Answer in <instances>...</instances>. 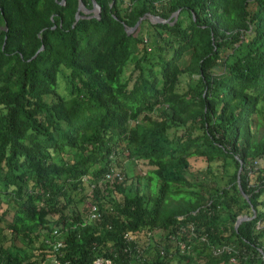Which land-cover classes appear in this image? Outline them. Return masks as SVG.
I'll return each mask as SVG.
<instances>
[{
	"label": "trees",
	"instance_id": "1",
	"mask_svg": "<svg viewBox=\"0 0 264 264\" xmlns=\"http://www.w3.org/2000/svg\"><path fill=\"white\" fill-rule=\"evenodd\" d=\"M60 1L0 0V264H264V0Z\"/></svg>",
	"mask_w": 264,
	"mask_h": 264
},
{
	"label": "water",
	"instance_id": "2",
	"mask_svg": "<svg viewBox=\"0 0 264 264\" xmlns=\"http://www.w3.org/2000/svg\"><path fill=\"white\" fill-rule=\"evenodd\" d=\"M60 2H64V0H61ZM177 14H178V9L175 10V11H174L170 16H168L167 18H164V17H162V16H160V15H158V14H152V13H150V12H147V13H144L143 15H141V16L137 19V21L135 22L134 25H132V26H125V29L127 30V32L132 31L133 29L136 28V26L140 23V21H141L143 18H145V17L149 18L150 21H152V22H166V21H169V20H170V18L172 17V15H174V19H173V21H174V20L176 19V17H177ZM99 15H100V5L96 2V0H92V7H91V8L86 7V5L84 4V2H83L82 0H78V5H77L76 11H75V20H74V22H73L72 25H74V23H75V22L77 21V19L80 18V17H90V16H97V17H99ZM173 21H172V22H173ZM6 28H7V26H5V29H6ZM42 48H43V45H41V46L36 50V52L32 55V57H34V56L37 54V52H38L40 49H42ZM240 168H241V166H240ZM240 168H239V170H240ZM239 170H238V171H239ZM239 184H240V182H239ZM242 194L248 199V194H247V193H245L244 191H242ZM250 217H252V216H249V215H247V214H240V215H238V216H237V219H236V221H235V223H234V226L237 227L238 224H239L242 220L247 219V218H250Z\"/></svg>",
	"mask_w": 264,
	"mask_h": 264
},
{
	"label": "rangeland",
	"instance_id": "3",
	"mask_svg": "<svg viewBox=\"0 0 264 264\" xmlns=\"http://www.w3.org/2000/svg\"><path fill=\"white\" fill-rule=\"evenodd\" d=\"M186 59V57H185ZM128 166L125 170V172H127V175L130 174H134V173H140L141 174V187L148 193H150L151 190V186H152V181L148 178L146 171L149 168V166L147 164H145L142 160H128L126 161ZM220 161H218V163L215 164H219ZM205 164V161L201 158H195V157H191V165L193 169H197L202 167ZM190 178L192 179H197L198 176L195 174H190L188 173ZM90 190V187H86L83 191L87 192ZM82 193V192H81ZM80 195V194H79ZM78 195V196H79ZM84 203H78V208L80 210H82ZM84 213V212H83ZM52 259H47L46 262H51Z\"/></svg>",
	"mask_w": 264,
	"mask_h": 264
},
{
	"label": "built area",
	"instance_id": "4",
	"mask_svg": "<svg viewBox=\"0 0 264 264\" xmlns=\"http://www.w3.org/2000/svg\"><path fill=\"white\" fill-rule=\"evenodd\" d=\"M118 174V172L116 173ZM108 176H114L113 173H107ZM118 178H120L121 176L118 174L117 175ZM93 210H95V206H92ZM95 215V213H92V216ZM54 232H56V230H54ZM62 244V241L61 239H58V241L55 242V245L54 246H60ZM56 261V260H55ZM56 263H58V261H56ZM65 264H69L68 262L65 263ZM88 264H118L116 261H113L112 259L110 258H107V257H96L92 262L88 263Z\"/></svg>",
	"mask_w": 264,
	"mask_h": 264
}]
</instances>
